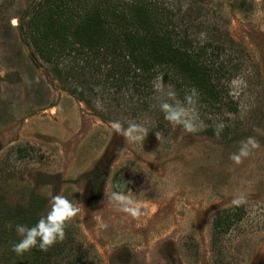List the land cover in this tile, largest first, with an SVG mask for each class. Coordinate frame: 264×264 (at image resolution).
<instances>
[{"label":"rangeland","instance_id":"rangeland-1","mask_svg":"<svg viewBox=\"0 0 264 264\" xmlns=\"http://www.w3.org/2000/svg\"><path fill=\"white\" fill-rule=\"evenodd\" d=\"M41 1L0 0V264L20 239L16 225H28L16 218L37 203L45 215L55 194L81 211L66 226L72 248L48 264L81 254L84 264H264V0H152L196 47H220L208 51L225 71L228 95L216 106L194 97L195 133L171 125L159 108L169 86L182 103L190 94L172 75H159L142 97L115 93L89 70L81 82L66 80L72 59L49 63L30 40L27 23ZM113 121L149 133L128 142ZM249 138L259 147L249 145L236 164L230 155ZM116 181L139 217L108 201ZM229 211L238 218L219 235L214 221Z\"/></svg>","mask_w":264,"mask_h":264},{"label":"trees","instance_id":"trees-1","mask_svg":"<svg viewBox=\"0 0 264 264\" xmlns=\"http://www.w3.org/2000/svg\"><path fill=\"white\" fill-rule=\"evenodd\" d=\"M27 25L30 40L43 59L49 63L72 59L66 80L81 82L83 72L89 70L92 79L102 75L104 83L111 84L109 89L116 90L115 93L121 94L128 89L133 97H142L152 93L153 81L164 74V79L172 75L175 86L181 89L187 88L190 92L195 89L198 98L212 106L228 95L221 80L225 71L217 66L213 53L208 51L214 44L196 47L194 40L189 38L190 32L184 34L174 25L173 13L152 0H132L131 3L121 0H42ZM213 48L220 50L218 46ZM56 73L62 78L64 71L57 68ZM76 92L81 94V88L77 87ZM146 100V97L142 100L144 105ZM117 184L120 185L116 181L114 188L118 191ZM41 210L42 205L37 203L32 205L27 218L21 216L16 220L31 226L41 217ZM238 213L229 211L219 215L214 221L216 233L220 235L228 230ZM69 232L65 229V239L47 251L37 246L22 256L9 247V256L4 257V263L57 262L65 248L71 249L75 241ZM1 245L8 248L6 240ZM72 263L84 264L82 254L81 259L75 258L69 264Z\"/></svg>","mask_w":264,"mask_h":264},{"label":"clouds","instance_id":"clouds-1","mask_svg":"<svg viewBox=\"0 0 264 264\" xmlns=\"http://www.w3.org/2000/svg\"><path fill=\"white\" fill-rule=\"evenodd\" d=\"M156 91L162 92L161 86L156 87ZM168 99L162 100L159 104L160 110L164 114V118L173 126H182L188 133H195L200 131L196 124L197 115L192 107L196 101L194 97L197 96L196 90L192 89L190 94H186L185 103L175 99L176 93L169 86L166 93ZM169 100L173 102H169ZM113 131L124 137L126 141L138 143L145 141L149 130L142 124L136 122H127L125 127L120 121H113L111 123ZM160 133L156 132V136L160 139ZM249 145L252 148L259 147V145L249 138L247 142L242 143L239 151L230 155V159L236 164L242 162L244 157H247L249 152ZM128 181L125 187H128ZM117 188L121 185L117 184ZM108 201L113 203L117 210L121 213L130 215L132 217H139L142 210L137 206L136 200L133 199L129 193L121 191H113L108 197ZM236 201H234L235 203ZM49 209L45 215H42L38 221L29 226L27 224H17L15 231L20 239L13 244L12 251L17 255H23L34 247H39L42 251H47L51 246L57 242H62L65 239L66 226L80 213L81 209L74 204L67 197L61 194L50 195Z\"/></svg>","mask_w":264,"mask_h":264}]
</instances>
